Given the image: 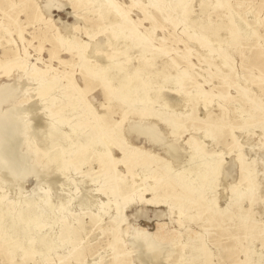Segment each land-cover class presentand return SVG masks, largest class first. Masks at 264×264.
<instances>
[{
  "label": "rangeland",
  "instance_id": "1",
  "mask_svg": "<svg viewBox=\"0 0 264 264\" xmlns=\"http://www.w3.org/2000/svg\"><path fill=\"white\" fill-rule=\"evenodd\" d=\"M31 1L33 6L42 9L44 16L37 22L27 24L24 13L18 14L24 27V40L21 41L16 33L8 35L7 32H1L0 34L3 38L14 41L13 49L19 57L37 65L41 73L58 78V85L66 83L65 75L70 76L82 91L75 95L80 97L81 93L96 115H104L105 119L117 121L121 117V108L115 101L117 97L108 100L103 86L95 78L85 79L81 69L85 67L87 61L92 65L105 63L110 55H115L111 57L114 61L121 62L124 60V55L119 52L121 48H118L123 43H128L130 61L126 64L131 70L135 71L139 64L138 58H135L136 53H139L137 50H146L156 54V66L162 59L171 74L178 75V72L176 73L178 70L186 71L187 76L181 84L182 91L194 93V84L188 80L192 78L213 94L226 93V100L213 96L208 108L203 106L201 99L195 98L188 101L185 106L179 105L177 109L178 112L183 109L188 112L194 110L196 115L204 119L199 122L202 126L212 124L211 121L214 120L215 124L223 127L221 131V135H224L223 141L211 144L208 148L221 153L223 164L217 178L218 187L209 189L207 193L216 189L218 196L224 199L227 187L238 183L240 168L236 154L239 150L247 156L256 158L255 165H252L257 171L252 176L254 180L252 202L243 200L238 206L228 205L221 199L216 203L205 204L198 200L195 194L186 196L183 189L178 188L176 192L182 197L173 201L171 205L129 203L122 212L123 221L118 217L110 223L109 215L112 214V209L104 213L102 219L95 225L89 223V215H84L80 224L74 221L72 223L80 227L75 228L71 247L43 249L35 256H28L22 260L16 256L15 260L18 263L12 264H173L177 261L191 264L193 263L191 251L194 245L202 252L199 261L205 254L209 256L207 264H245L248 252L256 253L260 258L259 264H264V120L256 122L255 117L246 114L244 123L234 111L235 105L243 104L246 111L253 116H259L260 108L255 109L254 103L260 104L261 109L264 110V0H222L219 5H216V0H179V2L159 0L165 7L163 10L156 9L151 0L150 3L148 0H111L112 7L109 11L107 5H104L106 0H96L95 3L81 0L78 6L72 5L69 0H58L65 5L60 9L53 6L49 10L43 7L46 0ZM98 5H102L100 14ZM2 8H7L6 1L0 3V16H2ZM20 8L21 5H17L15 10L18 11ZM116 10L119 15L116 14ZM165 10L169 12L168 15ZM122 15H126L131 27L136 29L135 33H129L120 26ZM2 26H5V22L0 19V27ZM57 32L64 36L66 44L72 39L80 46L89 49V44L92 47L100 45L94 43L98 41L103 44L104 50L98 52L99 57L96 59L91 56V51L87 50L83 53V57L78 56L76 52L65 50L64 46L56 42ZM117 32L119 34V38L116 39L117 46L115 45L114 48L106 45L105 37H112L113 33ZM137 33L145 38L136 35ZM202 36L207 39L213 51L199 43ZM51 52H54L53 57ZM0 55H2L1 49ZM225 57L228 58L229 64L223 62ZM59 58L70 59L71 64L62 65L59 63ZM14 78L15 75L0 79V91L4 90L3 94L0 93L3 98L0 103V114L16 101L19 104L15 107L16 113L21 116L22 125H27L28 138L25 140L27 136L24 137L20 130L16 131L14 126L0 125V136L2 134L0 155L3 160L0 162V193L2 188L9 198L19 196L26 200V202L19 201L15 211L25 207L28 200L30 201L37 193L49 189L57 204L58 201L63 202L64 207L73 209L74 213H82L85 210L93 214L97 213L99 202L105 200V195L94 191L100 185V181H94L93 176L87 173L88 166L68 170L64 176L56 173L50 165L46 166L47 169L44 167L41 169L38 165L32 167L29 164L33 161L24 158L27 140L38 146L41 151L45 149L42 140L45 137L48 120L38 112L37 103L33 102L34 97L30 96L33 95L31 88L35 84L27 81L25 94L22 95L17 92ZM171 78H167L168 80L163 83L164 88L173 85ZM151 84L154 85L150 83L149 87ZM242 91L248 99L244 98ZM175 94L173 93V97L177 98L178 95ZM112 96L115 97L116 94L112 93ZM25 99L28 102H25ZM224 111H226L225 119L229 122L225 127L222 126L225 124L222 118ZM207 113H210V118L207 117ZM131 120H138L137 115L129 114L123 125ZM148 122H151L150 118ZM6 128L8 133L5 131ZM58 128L57 131L64 133L68 130L64 125ZM158 129L165 132L161 123L158 124ZM191 134L189 130L185 131L179 139L182 146ZM232 140L235 145L229 150L228 145L232 144ZM128 141L135 145H143L167 157L162 146L148 143L143 137L136 138L133 134L128 136ZM184 150L186 148L182 153ZM3 154L8 156L4 157ZM114 155L120 156V153L114 150ZM181 157L179 164L177 161H172L174 167L180 168L185 163L187 154L183 153ZM3 158H6L7 164L9 162L8 165ZM10 158L16 162L19 160V163L15 164ZM39 161L43 163L45 159L39 157ZM90 168L91 171H96L98 166L92 164ZM117 169L130 178L122 165ZM21 172L22 174L18 176ZM208 186V181L205 180L200 191L207 194ZM197 205L200 206L199 209L196 208ZM63 212L65 214L66 210L64 209ZM244 212L246 223L252 220L258 223V227L252 229L250 233L238 226L239 217ZM142 231L150 233L157 242L166 244V248H163L165 258L162 250H158L160 252L158 256L152 258L145 254L146 248L151 245L156 247V244L146 242ZM63 235L66 236V233ZM134 237H140L141 241L137 240L136 244L133 243L131 240ZM9 256L7 243L0 247V264H11L8 262ZM161 259L164 263L160 262Z\"/></svg>",
  "mask_w": 264,
  "mask_h": 264
},
{
  "label": "bare ground",
  "instance_id": "2",
  "mask_svg": "<svg viewBox=\"0 0 264 264\" xmlns=\"http://www.w3.org/2000/svg\"><path fill=\"white\" fill-rule=\"evenodd\" d=\"M3 1H6L7 8L1 9L2 16H0V19L5 22V26L0 27V33L7 32L8 35L16 33L17 37L23 41L24 27L22 21L18 18V14L24 13V20L28 24L42 19L44 16L42 9L38 6H33L31 0H0V3ZM89 1L91 3L96 2V0ZM151 1L156 9H165L159 0ZM176 1L179 2V0ZM221 1L216 0V5L221 4ZM69 2L74 6H78L82 1L69 0ZM148 2L150 3V0ZM105 3L104 5H107L106 8L109 11L112 7V1L106 0ZM17 5H21L18 11L15 10ZM64 5L65 3L58 0H46L43 7L46 10L51 9L53 6L60 9ZM101 7L102 5H98L99 14ZM165 11L168 15L169 12ZM115 12L119 15L117 10ZM130 24L126 15H122L120 26L129 33H135L136 29L131 27ZM244 27L243 29H245ZM113 34L114 37L106 36L104 43L115 48V45L117 46L116 39L117 37L119 38V34L118 32ZM136 35L145 38L140 33ZM201 38L199 39V43L207 47L208 50L213 51L214 49L208 45L207 39L203 36ZM55 40L64 46L65 50L74 51L78 56H82L87 50L91 51V56L96 59V57H99L98 52L104 50L103 44L98 41L94 43L100 45L92 47L89 44V49L86 46H80L76 40L72 39L68 40L69 44H66L64 36L60 32L55 34ZM13 42L3 38L0 34V49L2 51V55H0V79L11 78L15 75L17 92L22 95L25 94V83L27 81L34 83L35 86L31 88L33 95L30 96L34 97L33 102L37 103L38 112L42 114L44 119L48 120V123L46 122L45 137H42L45 149L41 151L38 146H34L30 140H27L25 141L27 143V150L24 151L26 155L24 158L33 161L32 164H29L32 167L38 165L41 169H44L47 165H50L56 173L58 172L64 176L68 170H77L82 166H88L87 173L93 176L94 181H100V185L94 191L105 195V200L99 202V210L95 214L90 213L88 210L82 213H74L73 209L69 207L65 208L63 202L58 201L57 204L54 201L53 193L49 189H45L42 193H37L30 201L28 200L25 207L20 208L19 211H15L17 203L19 201L26 202V200H23L19 196L18 198H9L6 191L1 188L0 247L8 243L10 251L8 262H11V264L18 263L15 260L16 256L22 260L28 256H35L38 252H42L43 249H68L73 245L75 228L78 229L80 227L72 223L80 224L84 215H89V223L95 225L102 219L104 213L112 209V214L109 215L110 223L118 217H120V221H123L122 212L129 203L138 202L153 206L171 205L173 201L182 197V195L176 192L178 188L183 189V193L186 196L195 194L197 199L203 201L205 204L216 203L222 199L218 196L216 189L210 193H207V191L218 187L217 178L223 164L221 153L209 150L208 148L211 144L223 141L224 135H221L223 127L215 124L214 120L211 121L212 124L202 126L199 122L204 121V119L196 115L194 110L188 112L186 109H183L178 112L177 109H179V105L185 106L188 104V101L191 99L195 100V98L196 100L201 99L203 106L208 108L213 96L226 100V93L218 92L213 94L204 89L200 83H197L191 77L188 80L194 84V93L182 91L181 84L184 77L187 76L186 71L178 70L176 71L178 75L171 74L167 64L162 59L160 60L161 63L156 66V54L146 50H137L139 53H136L135 58H138L139 64L137 69L133 71L126 64L127 61H130L128 54L130 45L123 43L118 48H121L119 52L124 55L122 63L118 60L114 61L111 57L115 55H110L106 58L107 61L105 63L92 65L87 61L85 67L81 69V73L85 79L92 80L95 78L103 86L108 100L117 97L115 101L121 108V117L117 121H111L105 119L104 115H96L94 113L89 102L81 95V89L73 82L70 76L65 75L66 83L58 85V78L41 73L37 65L30 64L25 59L19 57L13 49ZM53 55L54 52H51V57ZM58 60L62 65L71 64L70 59L59 58ZM223 62L229 64L228 58L225 57ZM167 78L172 79L173 85L171 84V87L166 89L163 83L168 80ZM137 80L141 81V83ZM150 83L154 85L151 84V87H149ZM3 91H0V93L3 94ZM77 92H81L80 97L75 95ZM112 93H115L116 96L113 97ZM173 93H176L175 95L179 97H173ZM242 95L248 99L243 91ZM2 100L3 98L0 96V103ZM26 101L28 102L27 99H25ZM180 101L182 103H179ZM18 105L15 101L3 110V113L0 114V125L14 126L16 131L20 130L24 134V137H26L28 135L27 125H22L21 116L16 113L15 107ZM234 107L235 113L244 123L246 121V114H249L253 118L255 117L256 122L264 120V110L261 109L260 104L254 103L255 109L260 108L261 114L259 116H253V114L246 111L243 104H237ZM129 114L137 115L138 120H131L128 124L123 125ZM209 115L210 113H207V117ZM225 117L226 111L222 113L225 123L222 126L224 127L229 124ZM149 118L151 122H148ZM159 123L164 126L165 132L158 129ZM63 125L67 126V132L57 131L58 126ZM11 129L13 130V128ZM187 130L192 134L185 140L184 146H182L183 144H180L179 139ZM5 131L7 132V128ZM133 134L136 138L143 137L148 143L162 146L165 149L167 157L153 152L143 145H135L129 142L128 136ZM1 137L2 134L0 141ZM27 138L28 136L25 140ZM11 139L13 140L14 138ZM234 145V141L228 145L229 150ZM185 148L186 150L183 152L187 154V158L184 160L185 163H180L183 164L180 168L174 167L172 161L178 162L182 158V151ZM114 150H117L120 156H115ZM7 156L4 155V157ZM39 157H43L45 162L41 163ZM3 159L6 163V158ZM10 160L12 159L10 158ZM236 160L239 163L240 178L238 183L230 184L227 187L226 197L222 200L228 205L239 206L243 200L251 202L254 200L252 196L254 184L252 176L257 170L256 167H253L256 162V158L253 156H247L246 153H242L239 150L236 154ZM12 161L15 164L19 163V160L17 162ZM0 162H3L1 155ZM92 164H97L98 168L96 171H91L90 167ZM119 165L124 167L130 178L117 169ZM205 180L209 184L206 190L207 194L200 191ZM196 208L199 209L200 206L197 205ZM64 209L66 210L65 214H63ZM238 226L248 230L247 233H250L252 229L258 227V223L254 220L246 223V213L244 212L239 217ZM257 231L260 232V230ZM63 233H66V236ZM142 234L146 237V242L156 244V247L151 245L146 248L145 254L152 258L158 256L160 253L158 250H162L164 251L163 256L165 258L166 254L163 248H166V244L157 242L147 231H142ZM137 240L141 241L140 237H134L131 241L135 243ZM140 244L141 242H139ZM191 253L193 262L191 264H207L206 261L209 259L207 254L204 255L201 261L198 260L202 256V252L198 246L194 245ZM77 255L75 256L77 257ZM259 260L260 258L256 253L248 252L245 264H259ZM160 262L164 263L162 259ZM173 264H184V262L177 261V263Z\"/></svg>",
  "mask_w": 264,
  "mask_h": 264
}]
</instances>
